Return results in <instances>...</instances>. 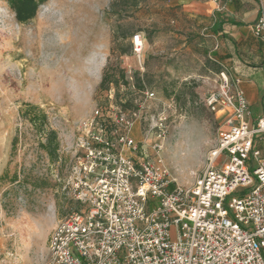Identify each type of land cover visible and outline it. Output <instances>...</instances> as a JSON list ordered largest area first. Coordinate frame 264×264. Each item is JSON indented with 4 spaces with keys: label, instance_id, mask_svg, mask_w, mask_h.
<instances>
[{
    "label": "rangeland",
    "instance_id": "1",
    "mask_svg": "<svg viewBox=\"0 0 264 264\" xmlns=\"http://www.w3.org/2000/svg\"><path fill=\"white\" fill-rule=\"evenodd\" d=\"M160 1L47 0L33 20L19 24L0 0V264H46L52 231L78 209L66 187L79 158L81 123L108 104L107 88H99L103 75L116 80L110 104L129 94L126 76L135 84L129 99L139 100L138 81L156 92L131 135L138 144L146 135L148 145L156 143L160 131L150 132L151 119L166 118L159 155L171 180L188 187L201 171L221 124L220 113L204 104L218 88V67L210 44L194 33L196 23L166 21ZM138 33L139 60L130 42ZM24 104L38 108L30 110L36 118L47 114L43 131L22 116ZM48 130L59 145L51 156L41 147Z\"/></svg>",
    "mask_w": 264,
    "mask_h": 264
},
{
    "label": "built area",
    "instance_id": "2",
    "mask_svg": "<svg viewBox=\"0 0 264 264\" xmlns=\"http://www.w3.org/2000/svg\"><path fill=\"white\" fill-rule=\"evenodd\" d=\"M249 27L264 42V5ZM130 42L139 60L142 35ZM221 68L218 88L204 99L221 124L188 187L170 179L159 155L165 117L151 119L158 142L148 145L146 135L138 144L131 135L156 92L136 90L138 101L127 95L110 104L116 93L109 87L108 104L80 125L66 187L78 209L52 231L46 264H264V114L251 118L240 81Z\"/></svg>",
    "mask_w": 264,
    "mask_h": 264
},
{
    "label": "crops",
    "instance_id": "3",
    "mask_svg": "<svg viewBox=\"0 0 264 264\" xmlns=\"http://www.w3.org/2000/svg\"><path fill=\"white\" fill-rule=\"evenodd\" d=\"M222 2V11L216 10L213 0H161L159 7L166 21L171 16L196 23L199 29L194 33L210 44L208 53L218 73L223 66L232 79L240 81L250 111L259 118L264 114V42L253 38L249 26L264 4L256 0Z\"/></svg>",
    "mask_w": 264,
    "mask_h": 264
},
{
    "label": "trees",
    "instance_id": "4",
    "mask_svg": "<svg viewBox=\"0 0 264 264\" xmlns=\"http://www.w3.org/2000/svg\"><path fill=\"white\" fill-rule=\"evenodd\" d=\"M4 3L7 4L10 11L14 14V18L19 24H27L29 21L33 20L40 9V7L43 6L47 2V0H1ZM127 36L125 34L122 35L121 39H126ZM118 40V36L116 34L113 35L112 38V44L114 45L115 42ZM132 50V49H131ZM129 49H123L120 51V54H127ZM124 70L120 71L121 77L124 75ZM113 82H116L111 76L107 77L106 75L102 76V80L100 82L99 88L100 89H106L107 92L109 87L113 85ZM127 84V82H126ZM135 86V84H134ZM137 87L140 89H143L141 87L140 82L138 81ZM128 95L130 98H132V93L128 91ZM38 109L36 106L32 104H24V110H22V116L29 122L30 125L37 126V123L40 125V129L43 131V128L46 120H47V114H45L43 111H38L40 116L39 118H36L34 114H31L30 110H36ZM58 142H57V133L53 130H48L45 134V144H42V148L45 150V152L51 156L55 153V151L58 149Z\"/></svg>",
    "mask_w": 264,
    "mask_h": 264
}]
</instances>
